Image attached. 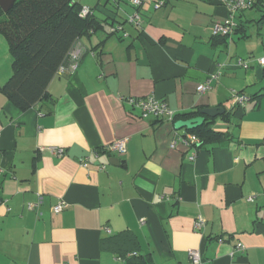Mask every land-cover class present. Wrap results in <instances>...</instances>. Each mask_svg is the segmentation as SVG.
I'll use <instances>...</instances> for the list:
<instances>
[{
	"label": "crops",
	"instance_id": "0c3cea01",
	"mask_svg": "<svg viewBox=\"0 0 264 264\" xmlns=\"http://www.w3.org/2000/svg\"><path fill=\"white\" fill-rule=\"evenodd\" d=\"M262 1L224 38L212 35L231 17L220 0H144L139 27L125 0H79L104 28L28 110L3 90L13 57L0 34V264H193L191 250L200 264H264ZM151 96L174 121L130 103ZM209 107L228 114L211 124L222 137L185 145L175 123ZM125 138V155L107 150Z\"/></svg>",
	"mask_w": 264,
	"mask_h": 264
},
{
	"label": "trees",
	"instance_id": "16d2710c",
	"mask_svg": "<svg viewBox=\"0 0 264 264\" xmlns=\"http://www.w3.org/2000/svg\"><path fill=\"white\" fill-rule=\"evenodd\" d=\"M262 2L255 0L254 6ZM83 8L79 0H17L8 13L0 8V34L6 38L13 57V74L3 90L17 108L28 110L47 98L49 85L67 63L74 44L104 28L106 21L102 23L95 17L94 8L82 17ZM199 116L200 111L181 118ZM212 123L213 119L207 118L202 127L188 132L197 135L200 143L217 135L222 137V133L212 130Z\"/></svg>",
	"mask_w": 264,
	"mask_h": 264
},
{
	"label": "built area",
	"instance_id": "2783aa9c",
	"mask_svg": "<svg viewBox=\"0 0 264 264\" xmlns=\"http://www.w3.org/2000/svg\"><path fill=\"white\" fill-rule=\"evenodd\" d=\"M221 3L226 6L230 12L231 17H229L227 20H224L222 22H217L213 28H212V35L214 37H231L237 30V23L235 21V15L237 12L246 11L249 9H252L255 0H220ZM144 0H131L132 5L136 8V11L133 15L129 16L127 19V22L131 25L140 26L142 23L141 15L138 11V9L142 6ZM163 5V1L157 2L156 7ZM91 13L90 8L84 7L81 11V16L86 17ZM122 29L121 26L119 27H113L111 32L116 33L117 30ZM84 53V48L80 42H76L72 49L69 52L68 55V64L63 65L60 67L58 73L63 74L65 71L69 72H75L78 67L80 60L82 58V55ZM257 62L264 66V57L257 60ZM239 65L243 66L244 68H249V65L246 61H240ZM207 90H209L208 85H200L198 87V92L205 93ZM248 97L242 96L240 94H234L233 96V104L243 106L247 101ZM130 103L139 107L142 111L143 116H149L153 115L155 117H166L170 121L175 120V114L173 111H171L168 106L161 102L160 100H157L155 97L151 96L149 98L141 99V100H130ZM185 145L189 147L196 148V146L200 143V138L192 133L185 134L184 136L179 138ZM127 142L128 139H121L117 140L113 143H111L109 146H107V150L109 152L117 153L120 156H123L127 153ZM177 144V140H175L172 144V147H175ZM59 156L63 155L62 149H56L55 150ZM197 155L194 153L190 160L194 161L196 159ZM83 167H87V163L85 161L81 162ZM249 201H253L254 197H250L248 199ZM66 207L65 202L61 201L59 202L54 208L55 213H60L64 210ZM205 226V221L202 218H198L195 222V228L197 230L203 229ZM239 250H244L245 247L240 245L238 246ZM190 260L193 264H200L201 259L200 255L197 251L191 250L189 252Z\"/></svg>",
	"mask_w": 264,
	"mask_h": 264
},
{
	"label": "water",
	"instance_id": "95a60500",
	"mask_svg": "<svg viewBox=\"0 0 264 264\" xmlns=\"http://www.w3.org/2000/svg\"><path fill=\"white\" fill-rule=\"evenodd\" d=\"M17 0H0V8L4 13H8L10 10L13 9ZM226 112L225 108L223 107H214V108H205L200 110V116L190 119V120H180L175 123V129L177 131L180 130H187L192 131L199 127H202L207 118L215 119L218 116L224 115ZM112 161L117 162V158H113Z\"/></svg>",
	"mask_w": 264,
	"mask_h": 264
},
{
	"label": "rangeland",
	"instance_id": "374dc122",
	"mask_svg": "<svg viewBox=\"0 0 264 264\" xmlns=\"http://www.w3.org/2000/svg\"><path fill=\"white\" fill-rule=\"evenodd\" d=\"M128 1H129V2H128ZM128 1L125 0V4H126L127 6L130 5V6L132 7V9H133V5H132V3H131V0H128ZM145 2H146V1H145ZM128 3H129V5H128ZM144 4H145V3H144ZM126 5H125V6H126ZM210 119H211V118H210Z\"/></svg>",
	"mask_w": 264,
	"mask_h": 264
}]
</instances>
